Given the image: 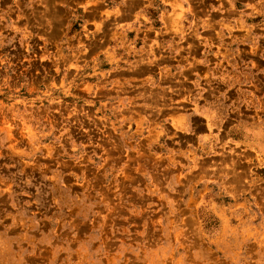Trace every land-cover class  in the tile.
Here are the masks:
<instances>
[{
	"label": "rangeland",
	"instance_id": "obj_1",
	"mask_svg": "<svg viewBox=\"0 0 264 264\" xmlns=\"http://www.w3.org/2000/svg\"><path fill=\"white\" fill-rule=\"evenodd\" d=\"M0 264H264V0H0Z\"/></svg>",
	"mask_w": 264,
	"mask_h": 264
}]
</instances>
